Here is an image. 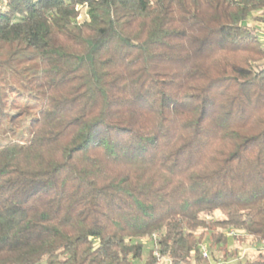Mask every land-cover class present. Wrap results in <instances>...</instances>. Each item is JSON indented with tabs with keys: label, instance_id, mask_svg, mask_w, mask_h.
Here are the masks:
<instances>
[{
	"label": "trees",
	"instance_id": "16d2710c",
	"mask_svg": "<svg viewBox=\"0 0 264 264\" xmlns=\"http://www.w3.org/2000/svg\"><path fill=\"white\" fill-rule=\"evenodd\" d=\"M263 22L264 0H0V264L264 242Z\"/></svg>",
	"mask_w": 264,
	"mask_h": 264
},
{
	"label": "rangeland",
	"instance_id": "374dc122",
	"mask_svg": "<svg viewBox=\"0 0 264 264\" xmlns=\"http://www.w3.org/2000/svg\"><path fill=\"white\" fill-rule=\"evenodd\" d=\"M85 13V12H84ZM83 13L84 18L85 14ZM221 213L217 211L211 218H218ZM224 235L228 238L226 249L228 254L225 253L219 244H213L209 235H206L201 247L204 245L208 249L209 260L211 262H218L220 264H243L246 260L255 258L261 250H264V242L256 241L251 235H249L245 230L237 227H229L222 229ZM143 242L145 244V255L152 248L153 239L150 237L144 238ZM209 263V264H210ZM136 264H145L143 260H137ZM163 264H169V260L165 259Z\"/></svg>",
	"mask_w": 264,
	"mask_h": 264
},
{
	"label": "built area",
	"instance_id": "2783aa9c",
	"mask_svg": "<svg viewBox=\"0 0 264 264\" xmlns=\"http://www.w3.org/2000/svg\"><path fill=\"white\" fill-rule=\"evenodd\" d=\"M263 30H264V22H263ZM201 250L203 252V255L207 258H209V253H208V249L207 247L204 245L203 247H201ZM155 255L159 256V250L157 248H155L154 250ZM210 264H220L218 262H211Z\"/></svg>",
	"mask_w": 264,
	"mask_h": 264
}]
</instances>
